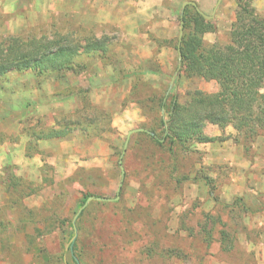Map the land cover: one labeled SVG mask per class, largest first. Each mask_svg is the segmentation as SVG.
Returning a JSON list of instances; mask_svg holds the SVG:
<instances>
[{
    "label": "rangeland",
    "instance_id": "374dc122",
    "mask_svg": "<svg viewBox=\"0 0 264 264\" xmlns=\"http://www.w3.org/2000/svg\"><path fill=\"white\" fill-rule=\"evenodd\" d=\"M175 1L171 32L167 6L0 0V43L80 46L72 69L0 76V264H264V127L207 118L174 152L164 140L173 97L185 110L220 102L197 57L178 71L193 0ZM246 1L264 17V0ZM186 10L182 47L197 54L183 46L196 9ZM238 12L222 0L203 47L230 44ZM136 129L152 134H132L125 150ZM89 197L110 201L92 200L75 231Z\"/></svg>",
    "mask_w": 264,
    "mask_h": 264
},
{
    "label": "trees",
    "instance_id": "16d2710c",
    "mask_svg": "<svg viewBox=\"0 0 264 264\" xmlns=\"http://www.w3.org/2000/svg\"><path fill=\"white\" fill-rule=\"evenodd\" d=\"M243 1L238 0L239 12L232 27L231 43L226 46L203 47L202 36L212 26L197 10L191 17L194 29L187 37L188 41H183V46L186 43L193 46L197 54L182 47L183 60L192 56L198 58L203 69L218 82L220 90L216 97L220 102L185 110L173 97L168 120L163 122L164 140L170 141V153L174 152L177 141L199 134L203 119L209 118L221 128L233 123L237 131H247L252 135H257V128L264 127V17L248 1ZM187 11L185 28L190 19ZM79 47L66 39L56 44L54 40L21 42L12 38L9 44L0 43V76L11 70L72 69ZM153 136L156 137L155 134ZM201 140L212 141L210 138ZM157 142L162 144L160 139Z\"/></svg>",
    "mask_w": 264,
    "mask_h": 264
},
{
    "label": "water",
    "instance_id": "95a60500",
    "mask_svg": "<svg viewBox=\"0 0 264 264\" xmlns=\"http://www.w3.org/2000/svg\"><path fill=\"white\" fill-rule=\"evenodd\" d=\"M221 2H222V0H218L217 4H216V6H215V9H214V11H213V13H212V15H207V14H205L204 12H202V11L199 9V7L197 6V4L194 3V2H190V1H186V2H184V4H183V9H182V13H181V28H180L179 43H178V46H177V49H178V52H179V68H178V71H179V70L181 69V67H182V58H183V56H182V39H183V35H184V24H185V20H184V10H185V7H186L187 5H189V4H191V5H193V6L196 7V10H197V12H198L200 15H202L203 17H205V18L208 19V20H211V19L214 17V15H215V13H216V11H217V8H218V6L221 4ZM178 71H177L176 73H178ZM175 78H176V76H174V78L172 79L171 87H172V85H173V83H174V81H175ZM138 132H148L149 134H152L151 131H148V130H145V129L131 130V131L128 133V136H127V140H126V143H125V150H126L128 144H129V141H130V137H131V135L134 134V133H138ZM120 164H122V157H121V159H120ZM124 175H125V172H124V170H123V178H124ZM121 186H122V183H121V185H120V187H119V189H118V191H117V197L115 198V200H118V199L120 198ZM92 200L110 201V199H108V198L89 197V198L86 200L85 204L80 208V210L78 211L77 215L75 216V218H74V220H73V227H74L75 231H76V229H77V227H76V221H77L78 217L80 216V214L82 213V211L88 206V204H89ZM76 237H77V232H76L75 236H74L73 239H72V243H74ZM70 249H71V251H73V244H71Z\"/></svg>",
    "mask_w": 264,
    "mask_h": 264
},
{
    "label": "crops",
    "instance_id": "0c3cea01",
    "mask_svg": "<svg viewBox=\"0 0 264 264\" xmlns=\"http://www.w3.org/2000/svg\"><path fill=\"white\" fill-rule=\"evenodd\" d=\"M166 1V4H164ZM192 2L196 3L199 9L202 12H209L206 9L211 8L213 5L217 4L218 0H193ZM169 3V4H168ZM121 4L129 5V7L138 8L140 5H143V8L150 9V10H157L159 8L163 9V7L167 6L169 15L167 17L170 18V21L167 22L168 30L174 32L176 29V24L174 23V5L176 4L175 0H146L144 3L136 2L133 0H121ZM120 0L115 5H120ZM193 6V5H192ZM195 7V6H194ZM196 9V7H195ZM206 14V13H205ZM168 18V19H169ZM172 19V22H171Z\"/></svg>",
    "mask_w": 264,
    "mask_h": 264
}]
</instances>
